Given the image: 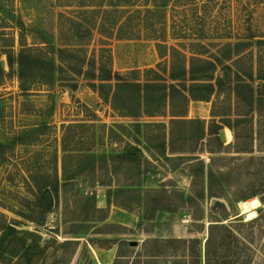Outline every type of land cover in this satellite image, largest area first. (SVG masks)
Segmentation results:
<instances>
[{"label":"rangeland","instance_id":"rangeland-1","mask_svg":"<svg viewBox=\"0 0 264 264\" xmlns=\"http://www.w3.org/2000/svg\"><path fill=\"white\" fill-rule=\"evenodd\" d=\"M75 2L0 0V239L9 226L19 234H38L36 244L44 253H37L30 264H129L133 256L147 252L158 253L149 264H206L210 227L216 225L231 229L241 246L229 251L225 232L216 230L220 244L211 246L216 260L210 264H242L241 255L251 258L249 264H264V194H259L264 191V118L254 114L248 123L235 124L236 139L227 128L210 136L207 129L219 120L210 117L212 103L218 102L220 113L228 106L213 97L209 103L190 102L187 120L201 122L178 124L173 136L170 118L146 119L148 126L137 133L133 121L112 117L111 108L81 78L76 90L54 82L20 91L19 36L29 47L55 42L60 14L74 9L57 5ZM186 10L185 16L174 17L175 33L189 39L183 43L206 45L214 37L235 42L248 28L255 41L264 40V0H196ZM200 34L208 40H196ZM112 44L113 67L121 74L158 63L150 41ZM255 52L264 55V46H256ZM115 124L126 126L119 143L108 138L116 136L111 130ZM128 144L140 150L138 160L118 158ZM211 160V192L219 198L208 196ZM55 180L58 193L45 214L36 187ZM116 208L138 217L139 225L128 229L109 221ZM105 217V222H96ZM151 240L181 241L162 249ZM120 241L131 253L118 249L114 243ZM0 264H26L16 242L5 244Z\"/></svg>","mask_w":264,"mask_h":264},{"label":"trees","instance_id":"trees-1","mask_svg":"<svg viewBox=\"0 0 264 264\" xmlns=\"http://www.w3.org/2000/svg\"><path fill=\"white\" fill-rule=\"evenodd\" d=\"M194 1L196 0H77L72 6L57 5L74 9L60 14L55 42L43 41L39 47H29L19 36L20 49L16 63L20 91L27 93L36 86H51L54 82L76 90L77 78H81L85 86L111 108L112 117L133 121L131 123L137 133L148 126L144 124V121H148L146 119L159 121L170 118L171 136L178 124L201 122L187 120L186 113L190 102L209 103L213 97L217 101L221 98L223 100L219 104L228 106L224 107L226 111L220 113L218 102L212 103L210 117L219 120L213 122L207 133L215 137L220 130L227 128L236 139L235 124L248 123L254 118V114L259 120L264 118V55L261 52L254 53L256 46H264V40L255 41L257 36L248 28L247 34L236 38L235 42L224 37H214L206 45L181 42L189 39L175 33V13L185 16L186 8L194 4ZM178 6L181 9L177 10ZM200 39L208 40L202 34L196 40ZM132 40L152 42L158 63L154 68L142 72L130 70L121 74L113 67L112 43ZM170 40L176 43H169ZM191 47L200 50L193 52L189 50ZM2 77L3 69L0 65V80ZM255 80L259 81L256 88ZM229 104H233L234 108H230ZM125 128L121 124L111 126V130H116V136H109V140L121 142L125 136ZM136 143H139L137 138ZM160 145L162 151L167 149L166 144ZM0 147L4 146L0 144ZM66 151L63 145V152ZM219 152L221 151H209L212 154ZM140 157V150L128 144L118 158L121 161H136ZM212 162L213 160L207 173V191L210 198H219L211 192V181L215 177ZM199 169L204 172V162L200 161ZM190 175L194 177L192 172ZM201 192L203 198V188ZM57 193V180L36 187V198L41 202L45 214L50 213L52 197ZM262 193L264 191L259 194ZM254 196L255 194L251 195ZM250 202L251 200L248 201ZM256 206L259 207L258 203ZM105 221L106 217L96 222ZM216 230L225 232L224 238L229 251L240 250V240L231 229L211 225L206 264L216 260L215 255L210 252L214 243L220 244L215 241ZM7 232L0 239V257L5 250V244L12 241L23 250L26 264H30L37 253H44V249L34 241L27 246L28 239L16 232L15 228L9 226ZM178 241L181 240H153L152 243L159 244L163 249ZM114 244H118V249L124 247L127 253H131L126 242ZM157 254L147 252L142 256H133L129 264L152 263ZM238 260L242 264L251 262V258L244 255Z\"/></svg>","mask_w":264,"mask_h":264},{"label":"crops","instance_id":"crops-1","mask_svg":"<svg viewBox=\"0 0 264 264\" xmlns=\"http://www.w3.org/2000/svg\"><path fill=\"white\" fill-rule=\"evenodd\" d=\"M137 219L138 217L116 208L115 211L113 209L110 212L108 220L112 221V223L114 222L115 224L120 225L121 227L133 229V227L135 228L139 225V221Z\"/></svg>","mask_w":264,"mask_h":264},{"label":"water","instance_id":"water-1","mask_svg":"<svg viewBox=\"0 0 264 264\" xmlns=\"http://www.w3.org/2000/svg\"><path fill=\"white\" fill-rule=\"evenodd\" d=\"M0 65L3 66V62H0ZM21 235H22L24 238H27V239L33 240V241H35V242H38V241L41 240V237H40L38 234H36V233H34V232L30 231V230H25V231H23V232L21 233ZM132 245H135V243L133 242Z\"/></svg>","mask_w":264,"mask_h":264}]
</instances>
